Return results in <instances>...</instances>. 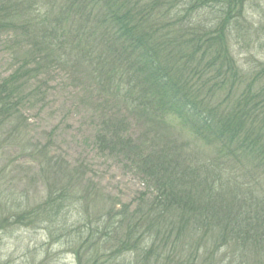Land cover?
<instances>
[{
	"label": "trees",
	"instance_id": "1",
	"mask_svg": "<svg viewBox=\"0 0 264 264\" xmlns=\"http://www.w3.org/2000/svg\"><path fill=\"white\" fill-rule=\"evenodd\" d=\"M221 1L222 11L227 9L215 28L206 29L199 23L195 30L183 25L178 33L176 23L170 21L172 11L177 10L174 0H0V27L12 12L21 17L45 9L55 21L52 32L61 30L63 38L78 42L77 51L83 42H93L96 57L88 50L84 57L112 65L120 82L127 85L126 100L134 109L155 121L178 120L183 128H195V141L202 147L196 145L190 155L185 153L186 145L171 143L143 153L131 137L123 135L125 124L110 125L99 136L110 153H126L132 161L140 160L141 172L159 191L123 230L125 239L119 249L139 250L141 264H175L176 257L183 255L179 251L184 250L186 235H207L214 229L219 240L243 247L251 244L255 251H264V192L255 195L257 185L246 182L259 180L254 169L246 171L248 164L263 168L264 176V90L255 95L252 89L241 88L242 72L232 57L229 33L235 14L242 12L237 4L241 0ZM83 23L89 27L85 29ZM172 35L178 39L173 41ZM174 47L179 50L170 53ZM13 82L9 78L0 83V137L5 134L6 139L20 135L24 120ZM215 99L219 103L214 105L210 100ZM215 142L220 143V157L207 160V148ZM28 148L33 155L44 157L55 172V181L50 183L45 204L25 215L54 222L58 218L66 227L68 213L79 211L81 226L75 239L79 255L92 256L91 264H98L103 255L101 241L108 236L109 219L115 215L91 218V206L99 207L100 202H95V187L80 186V166L75 170L77 176L63 159H48L47 146L30 142L24 153ZM233 162L243 170H235ZM165 230H169L166 237ZM197 255L192 250L188 264H207Z\"/></svg>",
	"mask_w": 264,
	"mask_h": 264
},
{
	"label": "rangeland",
	"instance_id": "2",
	"mask_svg": "<svg viewBox=\"0 0 264 264\" xmlns=\"http://www.w3.org/2000/svg\"><path fill=\"white\" fill-rule=\"evenodd\" d=\"M174 1L177 10L172 11L170 21L176 23L178 33L183 25L197 30L199 23L213 29L227 9L222 11L218 0ZM237 4L242 12L235 14L237 19L229 32L231 54L242 72V90L252 89L256 95L264 90V0H241ZM50 19L45 9L21 17L12 12L0 27V83L13 78L24 118L18 137H0V264H91L92 256H80L75 241L81 226L79 211L68 213L67 230L58 218L54 222L25 215L45 204L50 183L55 181V172L44 157L33 155L30 147L24 153L30 142L40 148L47 146L48 159L61 158L74 171L80 166L81 179H76L84 188L95 187L93 196L96 204L100 202L99 207L94 208V204L90 208L92 219L115 215L109 219L108 236L101 241L103 255L98 257V264H141L139 250L131 253L119 249L125 239L123 230L135 212L145 210L143 207L159 196V191L141 172L140 160L132 161L126 153H110L100 144L99 136L110 125L125 124L123 135L131 137L143 153L171 143L186 145L185 153L190 155L196 145L202 146L195 141L194 127L183 128L178 120L155 121L134 109L126 100L127 85L120 82L112 65L84 57L87 50L96 57L93 42H83L82 50L77 51L78 42L63 38L61 30L52 32L55 21ZM83 26L89 27L86 23ZM172 39L178 38L172 35ZM178 50L174 47L169 52ZM217 100L210 102L215 105ZM210 145L207 160L220 157V143ZM233 165L235 170H243L240 164ZM251 169L259 180L246 182L257 185L255 195L263 196V168L248 164L246 171ZM168 231H164L165 237ZM182 244L184 250L179 252L183 255L175 256V264L192 263V250L198 251L197 256L207 264L212 255L211 264H264V251H255L251 244L243 247L219 240L215 229L207 235H186ZM143 261L148 263V259Z\"/></svg>",
	"mask_w": 264,
	"mask_h": 264
}]
</instances>
